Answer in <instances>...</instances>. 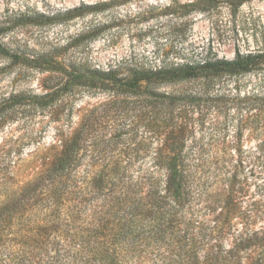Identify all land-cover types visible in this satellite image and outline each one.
Instances as JSON below:
<instances>
[{"label":"trees","instance_id":"trees-1","mask_svg":"<svg viewBox=\"0 0 264 264\" xmlns=\"http://www.w3.org/2000/svg\"><path fill=\"white\" fill-rule=\"evenodd\" d=\"M229 1L240 7L246 0ZM104 6L82 4L27 21L62 24ZM0 54L49 73L45 93L17 99L49 111L58 132L48 167L0 202V264H264V181L254 194L261 197L247 203L249 183L239 186L234 177L211 200L217 207H204L188 176L195 163L186 147L189 123L207 102H222L218 109L239 144L246 133L264 135V92L229 89L239 76L264 71V52L106 69L68 63L57 50L21 54L0 43ZM79 91L103 94L106 102L68 135L73 107L65 100ZM143 144L151 158L139 164ZM250 153L256 156H247L249 175H264V141Z\"/></svg>","mask_w":264,"mask_h":264},{"label":"rangeland","instance_id":"rangeland-1","mask_svg":"<svg viewBox=\"0 0 264 264\" xmlns=\"http://www.w3.org/2000/svg\"><path fill=\"white\" fill-rule=\"evenodd\" d=\"M205 1L209 0H0V43L21 54L57 50L68 63L105 69L121 62L171 65L200 61L206 56L233 59L238 52H264V0H246L240 7L229 0ZM101 3L107 7L62 24L38 26L27 21L82 4ZM188 4L195 6L184 9ZM48 76L0 54V202L48 167L45 157L53 153L51 145L58 133L55 123L49 111L24 106L17 99L19 95L45 93ZM262 78L264 71L239 76L229 83V89L239 87L242 96L264 92ZM65 102L73 107L64 129L71 135L106 98L79 91ZM207 103L208 108L191 119L186 142L195 163L193 175L188 176L202 193L204 207H217L210 204L211 200L226 191L234 177L239 186L249 183L245 187L249 189L247 203L259 199L261 196L254 194L259 185L263 186L264 175H249L248 158H255L250 151L255 152L264 135L255 138L246 133L239 144L233 126L227 128L226 116L218 109L222 102ZM149 152L143 144L136 154L139 164L151 158ZM235 171L239 175H233ZM250 195L256 198L249 200ZM243 205L246 208L247 204ZM221 211L220 207L207 215V220L212 221Z\"/></svg>","mask_w":264,"mask_h":264}]
</instances>
